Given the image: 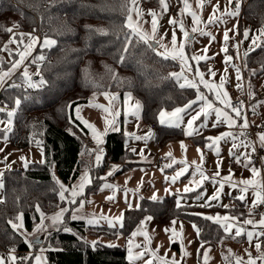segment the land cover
Segmentation results:
<instances>
[{
  "label": "trees",
  "instance_id": "obj_1",
  "mask_svg": "<svg viewBox=\"0 0 264 264\" xmlns=\"http://www.w3.org/2000/svg\"><path fill=\"white\" fill-rule=\"evenodd\" d=\"M143 1L151 7L160 3V0ZM176 1L178 3L172 7L175 10L181 0ZM122 3L123 0H0V50L12 35L11 27L17 31L35 30L40 37H51L57 42L43 50L46 60L40 63L39 71L48 82L45 87L30 92L6 87L0 93V104L13 106L16 98L21 99L9 134L12 145L19 148L39 145L45 156L43 163L3 172L0 253L13 247L18 254L43 249L46 264H128L126 247L99 243L93 249L86 243L84 237L90 227L84 220L71 219V214L82 200L87 202L88 196L100 189L107 162H123L122 172L136 164L130 160L131 152L125 146L121 131L107 134L106 151L97 164L94 142L88 129L75 118V109L87 103L94 94L130 93L141 104L142 120L156 125L161 110H174L197 100L199 90L180 88L169 78L171 73L179 71L180 62L163 59L142 42L134 48L129 47L125 60L120 62L124 33L128 31L125 26L127 12ZM240 22L264 28V0H246ZM98 29L107 34H100ZM186 50L194 66L191 50ZM243 68L247 78L256 80L262 76L264 47L249 52ZM257 69L259 72L253 74ZM25 96L31 98L24 99ZM183 137L184 133L178 128L157 127L155 142L162 147ZM193 139L196 144H203L202 138ZM85 172L90 173L91 183L74 203L69 204V193ZM60 185L66 189L64 200L59 197ZM139 206L124 212L122 228L96 230H106L110 237L122 234L129 238L149 216L159 227L172 221L192 227L195 224L200 229L197 234L199 255L205 247L213 246L220 250L227 264L233 263L234 255L240 253L230 249V243L242 244L245 235L227 234L221 224L206 220L204 216L223 212L245 221L252 213L251 208L238 202H230L227 208L194 204L177 208L175 196L161 202L142 199ZM61 209H68L61 218L62 223L49 230L39 239L40 243L31 248L26 237L10 223L18 222L16 217L22 216L23 229L32 233L42 221L41 214L50 217ZM64 227L71 231H64Z\"/></svg>",
  "mask_w": 264,
  "mask_h": 264
},
{
  "label": "crops",
  "instance_id": "obj_2",
  "mask_svg": "<svg viewBox=\"0 0 264 264\" xmlns=\"http://www.w3.org/2000/svg\"><path fill=\"white\" fill-rule=\"evenodd\" d=\"M246 0H243V4L241 7V14L243 11V6ZM241 14L239 17V21H241ZM246 22L239 24L240 26V34L242 37V26ZM144 24L146 26L143 27L144 32L152 33V28L145 22H140V25ZM256 27V26H255ZM262 28V27H259ZM17 33V32H16ZM28 33L32 34L37 38L38 41L42 42V38L39 34H36L34 31H28ZM233 33V29L231 30L230 34ZM18 34V33H17ZM16 34V38L21 40V36ZM155 35V34H154ZM157 41L159 42L158 46L159 49L162 48L163 50H167L169 56L172 54L173 45L170 41H168L163 36L157 37ZM30 41H28L29 43ZM27 43V44H28ZM184 44L185 47L183 49L185 53V63L192 66L187 55L186 48H190L189 44L178 42L175 46L177 51H180L179 45ZM231 45L230 51L235 54L234 49ZM240 46V58H241V66L244 72V60H245V52L249 49H255L258 47L253 48L252 44H246L244 48L242 43ZM38 43L33 46L31 49V53L35 54V50H38ZM251 50V51H253ZM192 51V50H191ZM251 51H248L251 52ZM192 55V53H191ZM193 56V55H192ZM195 64L199 62L201 69H207L206 62L196 61L194 60ZM202 63H204L202 65ZM195 66V65H194ZM192 66V67H194ZM21 67V66H20ZM19 67V68H20ZM259 72V69L255 71V74ZM200 72L198 75H200ZM245 75V74H244ZM264 75V74H263ZM262 75V76H263ZM260 76L257 79V82L252 81V79L247 78L246 76L244 79V85L246 87L247 84L250 83V91L253 89L254 91V84H261L262 78ZM264 85V83L262 84ZM260 85H257L258 89ZM244 87V88H245ZM248 87V86H247ZM31 89L30 91H32ZM29 91V90H27ZM247 91V90H246ZM257 91V90H256ZM256 91L252 92L255 95ZM202 92V91H201ZM199 91V94H201ZM245 93V89H244ZM94 95H98V99L94 98ZM90 97L89 101L82 105H88L90 103L91 98H94L95 105H99L101 107L96 106H89L90 108L93 107L94 110H104L109 108H114V117L118 119L116 123V128L118 130L108 129L106 133H103L104 139L102 143L103 155L106 151L105 146V139L108 133L112 131H121L124 134V143L126 148L131 152V159L133 163L136 165L130 167L126 171L122 172L124 167L123 162H107L106 164V174L103 176V183L100 189L96 192L88 196L87 202H85L86 209L83 211L84 220L88 227L91 230L96 228H106L108 230L113 229L108 223L107 220H114L115 218L119 217L123 214L124 220V212L126 210H130L128 207L131 204L133 207L131 209H137L136 206L140 204L142 199H151L153 195H156L159 199L155 202H161L167 197L175 196L176 201L180 200L182 205L183 204H194L200 205L202 203H207L210 206H205L207 208L213 206H229L230 202L243 203L248 208H251V214L246 217L245 220L255 218V226L253 224H244V221H239L234 215H230L229 213L217 212V213H210L209 215L215 216L216 214H220L221 216H229L234 217L231 220L233 227L227 234L237 236L236 235V228L237 225L241 227V235H245L246 243V250H251L252 247L247 245V232L248 226L249 230L253 231L257 229V234L259 235V244H260V251L259 253H249L243 254L241 248L239 246H234L231 242L230 249L233 247H238L240 251V255L236 258H240L247 262L249 257L256 260V264H264V260L259 259L261 252H264L263 241L264 237L258 233V230L264 229V226L259 224V221L264 218L261 214L263 213H256L255 207L258 205L264 204H256L253 192L251 188L246 193V200L245 201L239 199L240 191L239 187H233L227 182L226 178L231 179L232 183L235 184L236 181H241L245 179L253 180L254 182H260L264 180V160H262V164L257 165L252 160V154L257 151L258 149L263 150L264 148L259 147L258 144V134H264V97L253 98V104L251 107V116L250 118L245 115H242L244 119L237 118L234 112L229 111V114L233 117L235 121V126L229 127L227 122L218 124V126L213 127L212 121H214V114L209 117V125L208 127L204 128L200 135L195 137L202 138L203 144H196L193 139L194 137H189L185 135L184 129L187 127L186 122L182 124L181 127H168L163 126L159 123V118L156 124V128L158 127H168V128H178L184 133V137L180 140L170 141L167 144L163 145L162 147H158L155 142V137L157 134V129H153L152 125L145 123L142 120V107L140 111L136 115H132L131 113L134 111L135 104L137 99L130 95L129 100L125 103V95H119L117 93H103V94H94ZM240 95H235L232 97H227V100L231 98H236ZM115 97V99H112ZM260 100V101H259ZM208 103H212L206 98ZM258 101V105L255 106L254 103ZM198 105L195 107L200 106V101H198ZM116 106H110V105ZM140 104V103H139ZM213 104V103H212ZM261 104V105H260ZM80 105V106H82ZM260 105V106H259ZM78 106V107H80ZM141 106V105H140ZM76 107V109L78 108ZM213 107L224 108V105L219 103H214ZM75 109V111H76ZM173 110H168L167 112H171ZM77 113V112H76ZM101 113V112H99ZM102 114L95 117L94 120H101L102 123H106L105 120L101 117ZM188 117H185V121ZM113 119V118H112ZM247 120V128L242 130V126L244 125V120ZM79 120V119H77ZM79 122L88 129V133L91 136L89 126L85 125L81 120ZM250 124L258 128V133L252 138H246L244 132L249 128ZM90 125V124H89ZM109 128H111L109 126ZM214 129V130H213ZM233 132L236 135L235 143L236 145H241L242 142H253L256 144L255 151L253 152L252 148H244V147H233V140L232 138H228L227 140H221L215 144L213 147H209L212 144V141L206 140L207 137H213L226 133V132ZM140 137V139H137ZM183 144V147H182ZM135 149L136 151H133ZM97 148L94 147V152L96 154ZM218 150V152H217ZM232 153H236L237 155L234 156ZM246 153L251 154V161L252 164L249 167H244V164L247 162ZM102 155V156H103ZM237 156L239 157V162H237ZM157 158H162L164 161L163 168H160L155 164ZM264 158V154L263 157ZM141 160V161H137ZM199 165L200 169L204 173V179L201 181V177L199 172L196 170V166ZM219 166V167H218ZM255 167L258 170V175H254L251 172V167ZM165 167V169H164ZM181 169H186V171L179 176L174 182L172 181V177L176 175L177 172H180ZM219 171V175H216L213 179L214 174ZM111 173V174H109ZM84 175L88 176V181L85 183V187L91 183V176L89 172H85ZM83 175V176H84ZM81 181V178L78 180ZM106 184L112 185L111 188L105 187ZM220 184H224V187L221 189L219 186ZM185 187L190 189L189 192H185ZM69 193V197H71L72 190ZM85 189V188H84ZM83 189V191H84ZM196 193H200L202 197H206L207 200L204 199L197 201L196 200ZM81 194H77V197L81 196ZM217 196L218 199L213 200V196ZM183 199L190 201L186 203ZM82 200L81 202H83ZM81 205V203H80ZM79 205V206H80ZM78 206V207H79ZM106 218V219H105ZM88 219H92L96 221L94 225L88 224ZM214 221V220H213ZM121 227L117 226L115 229H119ZM138 229L140 232L136 236L132 237H123L119 235L116 237L115 241L103 239V236L98 237L96 234L87 236V242L91 244L92 241H99L100 244L109 245L113 244L119 247H126L129 248V242L131 241V247L133 251H145L147 250L148 255L145 257V260L152 261V264H159V260L161 259H172L175 258L177 264H227L224 262L221 252L218 248L213 246H207L203 250L202 254L199 255V247L197 242V233L195 229L189 225L184 223H171L164 225L163 227H159L158 225L154 224L151 220H145ZM137 231V230H136ZM143 233H147V238ZM109 242V243H108ZM236 245V243H234ZM243 244V243H242ZM136 245H146L145 248L137 249ZM238 245V244H237ZM155 253V255H153ZM13 253L11 251H4L0 253V258H3L5 264H11L8 261V257L11 256ZM207 254L208 259L207 262L204 260V256ZM17 257H34L35 255H40L42 257V264H46V257L43 251L35 252H25L18 254L15 252ZM15 264H20L19 261H16ZM25 264H28L26 261ZM30 264H36L35 259L33 258ZM137 264H144V261H138ZM231 264H236V259Z\"/></svg>",
  "mask_w": 264,
  "mask_h": 264
},
{
  "label": "rangeland",
  "instance_id": "obj_3",
  "mask_svg": "<svg viewBox=\"0 0 264 264\" xmlns=\"http://www.w3.org/2000/svg\"><path fill=\"white\" fill-rule=\"evenodd\" d=\"M238 2L240 4V13L236 17H232L226 14V12L234 11V7L231 3H229V0H211V2H209V0H203V5H204L203 7L200 6V0H188L187 9L185 8L183 0H181L177 10L172 8L178 3L176 0H163V3H161L160 0V3L157 6H153V7L149 6L143 0H137V7L139 8L140 11V22H145L152 28V22L153 20H155L157 25L155 35L157 37L163 36L164 38H166L168 41L171 42L172 36L173 34H175L177 38V43L181 42V43L189 44L192 50L191 51L192 55L202 56V59H200L199 61L206 62L204 66L206 65L207 69H201L199 67L201 66L199 62H197V64H195L194 67L185 63L188 66L186 69L188 79L181 80L180 83H188L189 81H192L196 85L193 88H197L200 92L202 91L201 94H203L205 98H207L209 101H211L214 104V103H219V101L216 99L215 92L209 91L207 88H205L203 83L199 82L200 76H203V79L205 81L217 85L219 84L221 77H225L226 78L225 85L223 88L219 89V91L227 94L225 97L226 99L227 97H232L241 94V96H238L236 98H231L230 100L228 98V102L231 105V102L233 100H242L244 108L243 111L241 112V115H245L246 117L248 116L250 118L253 98H255V95L256 98L258 99L259 97H264V85H262L264 83V75L260 79V81L262 80L261 84L253 85L254 91L256 90L257 91L255 95H252L254 94L252 93L254 91L253 89L250 91L251 84L250 83L247 84L246 81V87L244 85L245 75L241 66V58H240L241 51L239 45L242 43L243 47L245 48L246 44H252L253 37L257 39L258 43L264 44V28H259L249 23H244L241 30L242 31V37H241L239 17L241 14V7L243 4V0H238ZM191 11H195L197 13L198 18H200V22L195 26H197L199 29H203L205 31L204 35H201L199 31H197L196 33H191V28L194 26L192 17L191 15L188 14ZM153 13H155V15H153ZM209 16H212L213 19H216L217 23L207 24ZM171 21H176L175 25ZM181 23H183L185 30L189 32V35L192 36L193 39L191 40L185 39L183 32L180 28ZM206 24L207 27H205ZM144 26L146 25L141 24L140 29L143 30ZM232 29H233V33L230 34ZM11 30L10 31L12 32V35L4 43L2 49L0 50V62H2L0 63V68H2L4 71H8L11 68L13 62L19 60V53L23 51L25 45H27L29 41L28 38L29 35L35 37L34 35L28 33V31H17L14 27H11ZM226 30L228 31V37H229L227 42H225L224 39V34ZM245 30H248L250 33L248 39H245L244 37ZM30 31H34L36 34L39 33L35 30H30ZM16 34L23 37V40L21 41L18 38H16ZM45 38L53 39L51 37L45 36L42 38V41ZM156 42H157V38L153 40V43ZM231 45H233L232 48L234 49L235 54H233V52L230 51ZM39 46L40 43H38V47ZM43 50L44 48L40 46L38 50H35V54L32 52L31 56H29L28 59L24 62V64L21 65V67L13 74L11 79L7 81L5 87L3 89H0V93L13 82L17 84L21 83L19 77L23 72L24 67H28L32 73H36L39 70L40 64H35L32 62V60L33 57L43 53ZM160 51H164V50L160 48ZM227 56L233 57L232 61L226 63L225 61ZM232 64L240 66L241 71H240L239 79H237V73L235 68L232 67ZM209 70H212L214 72V75H209ZM180 72H181V65L179 71L176 73H180ZM200 72L202 73L198 75L197 73ZM39 78L40 77L38 76L35 75L33 76L34 80H38ZM253 80L254 79H252V81ZM254 82H257V79ZM238 84L239 87H237ZM257 85H260L259 87L261 88L258 89ZM19 89L25 91L31 90V88H27L26 85L19 87ZM244 89H245V93H244ZM93 97L98 99V95H94ZM93 97L91 98L90 103L88 105H82L78 107L79 116H77L76 113L77 109H76L75 118L81 120L87 126H89V124L92 126L89 128H90L92 140L94 142V147L101 148L102 144H98L97 140L98 138H100L103 141L104 135H102L101 137L100 134L106 133L108 129L111 128H109V125L107 123H102L101 120L99 119L94 120V119L95 117L99 116V114H102L101 117L105 120V122L111 121L112 118L114 117V108L113 107L109 108L107 112H105L104 110L101 111L94 110L93 107L90 108L89 106H96ZM257 102L258 101L254 103L255 106L258 105ZM110 106H116V105L112 104ZM0 109H2V111H0V131L2 132V136L0 137V173L3 174L4 171L10 169H27L33 163H43L45 161V156H44L43 148L41 146L34 145L27 148H19V147H15L11 143L9 134L13 129L14 117L12 118L11 129L8 130L9 126L7 122L8 121L7 112L13 110L16 111L15 104L13 106H10L6 103H3L0 104ZM228 110L231 111L230 108ZM115 120L117 123L118 119L115 118ZM106 128L107 131H105ZM251 131H254L253 134L255 136L258 133V128L250 124L249 128L244 132L246 138L254 137ZM137 161H141V160H137ZM79 183L80 181H77L75 183L74 189L77 190L78 194H81L83 190L81 192V190L78 188ZM3 200L4 197H3V187H2L0 188V202H3ZM183 200L186 203L190 202L187 201L186 199ZM182 203L183 202H181L180 205H182ZM257 207H255L256 208L255 212L260 213L257 210ZM85 209H86L85 201H83L82 207L80 205L79 207H75L73 209V211H76L78 216L81 217L76 220H84V216L82 215L83 214L82 210ZM60 211L61 210L56 212V214L60 213ZM56 214L47 217L49 219H43L40 223L36 225L32 233H27L23 229V227L19 230V232L22 233L27 240L41 239V237L47 235L49 230L54 228L51 227L52 220L50 218L55 216ZM252 220L256 221L255 218H253ZM41 223H43V225L45 226L44 230L36 231L37 227H39ZM249 227L250 226L247 227L248 231H251L249 230ZM89 231L90 232L86 234L84 237L86 241H87V236L95 235V233L102 234V235H98V237L103 236V239H108L112 241H115L116 237L122 235L119 234L115 237H110L107 234L106 230H102V231L96 229L91 230V228H89ZM253 231L257 233L256 232L257 229L256 230L254 229ZM39 234H43V235L40 236ZM122 236L125 238L124 235ZM259 240L260 239L258 234L253 236L251 242L249 241L247 236V245L252 247L251 250H246V243H244L245 240L243 241V244H240L239 242H237L236 245L234 243L232 244L235 246H239L243 254L259 253L260 250L258 251L256 248V245L259 243ZM233 249L235 251H238V247H233ZM4 251H7V249H5ZM239 255L240 253H237L234 255V257L236 258Z\"/></svg>",
  "mask_w": 264,
  "mask_h": 264
},
{
  "label": "snow or ice",
  "instance_id": "obj_4",
  "mask_svg": "<svg viewBox=\"0 0 264 264\" xmlns=\"http://www.w3.org/2000/svg\"><path fill=\"white\" fill-rule=\"evenodd\" d=\"M209 2H211V0H209ZM161 3H163V0H161ZM183 3L185 5V8L187 9L188 7V0H183ZM229 3H231L234 7V11L232 12H226L227 15L232 16V17H236L239 15L240 13V4L238 2V0H229ZM200 6L203 7V0H200ZM122 7L126 10L127 12V16H126V21H125V26L128 29V31H126L124 33V40L122 41V45H123V49H122V55L120 57V62L123 63V61L125 60V56L128 53V49L129 47H135L136 44L139 43H143L145 44L149 49H151L153 52H155L158 56H161L163 59L168 60L171 59L173 61H179L181 64V72L180 73H171L170 77L171 79H174L178 84L180 88H185V87H195V83H193L192 81H189L188 83H180L181 80H187V65L185 64V53L183 51L185 45L184 44H180L178 47L180 49V51H177V48L175 47L177 45V38L176 35L173 34L172 36V45L174 46L172 49V54L169 56V54L167 53V50L165 49L164 51H160L159 49V42L157 41L156 43H153V40L155 39V31H156V22L155 20H153L152 22V34H149L147 32H144L140 29V11L139 8L137 7V0H123L122 3ZM189 15H191L192 20H193V27L191 28V33H196L197 31L200 32L201 35L205 34V31L203 29H199L197 25L200 22V18H198L197 13L195 11H191L188 13ZM153 15H155V13H153ZM135 16V19H134ZM174 25L176 23V21H171ZM217 23L216 19H213L212 16H209L207 24H215ZM207 24L205 25V27H207ZM180 28L183 32V35L185 37L186 40H191L193 39L192 36L189 35V32L187 30H185L183 23L180 24ZM89 31H92L91 29H89ZM98 32H100V34L104 35L107 34L104 32V30L102 29H98L96 30ZM249 31L245 30L244 32V37L245 39L249 38ZM29 43L27 45H25V48L23 51H21L19 53V60L18 61H14L11 68L8 71H4L2 68H0V89H3L5 87V84L7 83V81L9 79H11V77L13 76V74L19 69V67L21 65L24 64V62L28 59L29 56H31V49L33 48V46L37 43H40V46L44 49H49L53 46L56 45V40L54 39H50V38H45L42 42L38 41L37 38L32 37L29 35ZM228 31H225L224 34V39L225 42H227L228 40ZM23 40V37H21V41ZM252 45L253 48L255 47H264V44L258 43L257 39L255 37L252 38ZM253 49H249L248 51H251ZM226 51V49H225ZM248 51L245 52V56L248 55ZM190 59L192 60H196L199 61L200 59H202V56H192L190 57ZM233 57L231 56H227L226 57V63L232 61ZM46 60V56L41 53L38 56L33 57L32 62L35 64H40L41 62ZM2 63V62H0ZM246 63V61H245ZM232 67L235 68L236 73H237V79L240 78V66L232 64ZM199 74V73H197ZM253 74H255L253 72ZM38 76L40 77L38 80H34L33 76ZM209 75H214V72L212 70H209ZM19 79L21 80L20 84H17L15 82L11 83L10 85H8V87L11 88H19L22 86H27V88H31V89H40L46 86V84L48 83L45 78L41 75L40 71L38 70L36 73H32L28 67H24L23 72L21 73ZM225 81L226 78L225 77H221L219 84H214V83H209L207 81H205L203 79V76H200V83H203L205 88H207L209 91L215 92V96L216 99L224 105V108H219V107H213L212 103H208L206 101V98L203 94H198L197 96V100L200 101V106L199 107H195V105L197 104V100L191 101L189 102V104L183 106V107H175L173 111L171 112H167L164 110H161L159 112V123L163 126H168V127H181L182 124H185L187 127L184 129L185 131V135L189 136V137H195L197 135H200L202 130L206 127H208L209 125V117L212 116L214 114V121H212V126L216 127L218 126V124H222L227 122V124L229 125V127H233L235 126V121L233 119V117L229 114V111L227 109H231V112L235 113V116L237 118H241L244 119V117H242L241 115V111L240 108L238 106L235 105H230L228 100L225 98L226 97V93L219 91V89L223 88L225 85ZM237 87H239V84L237 85ZM130 93L127 94L125 96V103H127V101L130 98ZM31 97L25 96L24 99H30ZM112 99H115V97H113ZM15 104V108L18 109L20 104H21V99L17 98L14 101ZM96 107H101L99 105H97ZM140 104L137 101L134 107V111L131 113L132 115H136L139 113L140 111ZM0 111H2V109H0ZM105 112L108 111V109H104ZM16 115V111H8L7 112V117H8V126L9 129H11V125H12V118ZM77 116H79V109L77 108ZM185 117H188L187 120L185 121ZM87 123V122H86ZM106 123L111 127L112 130H118L116 128V120L115 117H113V119L111 121H106ZM247 120H244V125L242 126V130L247 128ZM89 127H92L91 125H89ZM107 131V128L106 130ZM103 134H100V136L102 137ZM232 138L233 140V147H244V148H252L253 152L255 151V147L256 144L253 142H242L241 145H236L235 143V139H236V135L235 133L229 131L223 134H220L218 136H216L215 138L213 137H207L206 140H210L212 141V144L209 145V147H213L215 146L216 143H218L221 140H227L228 138ZM137 139H140V137H137ZM98 144H102L103 141L102 139L98 138L97 140ZM258 144L259 147L264 148V134H258ZM183 147V144H182ZM133 151H136L135 149H133ZM218 152V150H217ZM103 155V149L102 148H97L96 150V154H95V160L97 162V164H99V162L101 161ZM232 155L236 156V153H232ZM246 158H247V162L244 164V167H249V165L252 164L251 161V154L246 153ZM262 160H264V158H262ZM237 162H239V157L237 156ZM219 167V166H218ZM196 170L199 172L200 177H201V181L205 178L204 177V173L203 171L200 169V166L197 165L196 166ZM186 171V169H181L180 172H177L176 175H174L172 177V181L174 182L179 176H181L184 172ZM251 172L254 175H258V170L253 166L251 167ZM111 174V173H109ZM216 175H219V171L217 170V172L214 174L213 179ZM2 176L3 174L0 173V188L3 187V180H2ZM227 182L232 185L233 187H239V191H240V196L238 197L239 199L245 201V203H247L246 200V193L249 191V189L251 188L252 192H253V196L255 199L256 204L253 205V207H255L257 204H264V180H261L260 182H254L253 180L250 179H245V180H241V181H236L235 184L232 183L230 177L226 178ZM88 181V176L84 175L81 177V181L78 185V188L81 190H83L85 183ZM57 183H59L57 181ZM105 187L107 188H111L112 185L110 184H106ZM221 189L224 187V184H220L219 186ZM66 189H64L63 185H60V191H59V197L61 200L65 199V193ZM185 192H189L190 189L188 187H185L184 189ZM77 190L73 189L72 193H71V198L68 199V203L72 204L75 202V197L77 196ZM152 200L154 201H158V197L156 195H153L151 197ZM204 199L205 201L207 200L206 197H202L200 193H196V200L200 201ZM213 200L218 199L217 196H213L212 197ZM83 202H81V207H82ZM176 206L177 208L180 207V200L176 201ZM199 206L201 207H205V206H210L207 203H202ZM128 207L131 209L133 206L131 204L128 205ZM140 206L137 205L136 208H139ZM224 207L227 208V206L225 205ZM37 210H39L37 208ZM68 209H61L60 213L56 214L55 216L51 217L50 219L52 220V225L51 227H56L57 225H59L60 223H62L61 218L63 217L64 213L67 212ZM196 215H203V214H196ZM262 217H264V214H261ZM42 220L43 219H49L47 217H44L43 214H41ZM78 218H81L80 216H78L76 211H73L72 215H71V219L76 220ZM106 219V218H105ZM147 220H152L153 217L149 216L146 218ZM204 219L206 220H214L216 223L221 224L223 227L224 232H229L231 230V228L233 227V224L231 223V220L234 219V217H229L227 215L225 216H221L220 214H216L215 216L212 215H206L204 216ZM16 221L18 222H12L10 221V223L12 224V227L16 230L19 231L22 227H23V223H22V216H18L16 217ZM96 223V221L92 220V219H88V224L89 225H94ZM107 223L113 228L115 229L117 226L119 227H123V214H121L119 217L115 218L114 220H107ZM172 223H175V221H172ZM244 224H253L255 226V221L248 219L244 221ZM259 224L261 226H264V218H262L259 221ZM44 225L43 223H41V225L39 227H37L36 231H43L44 230ZM241 227L240 225H237L236 228V235L239 236L241 235ZM193 228L196 229L197 234L199 235L200 229L198 228L197 225L193 224ZM64 231H71L70 229H68L67 227H64L63 229ZM140 232V229H137V231L131 233V235L134 237L136 236L138 233ZM264 234V233H261ZM143 235H145V237L147 238V233H143ZM254 235H257V233H255L254 231H248L247 232V236L249 241L251 242L252 238ZM81 239H83V237H81ZM26 242L28 243L29 247H33L35 244L40 243L39 239L35 240V241H28L26 240ZM87 243V241H85ZM202 243H204L202 241ZM99 244V241H92L91 242V246L93 247V249H95L97 247V245ZM129 248H128V264H137L138 261H144V264H152V261L150 260H145V257L148 255L147 250L145 251H133V248L131 247V241L129 242ZM109 247H115L116 245L113 244H109ZM146 245H136L137 249L140 248H145L146 249ZM257 250H260V244L258 243L256 245ZM13 254L11 256H9L7 259L9 262H11V264H15L16 261H19L20 264H25V262L27 261L28 264H30L31 260L34 258L36 261V264H42V257L40 255H35L34 257H17L15 255V248L13 247L10 250ZM41 251H43V249H41ZM153 255H155V253H153ZM208 256L207 254H205L204 256V260L205 262H207ZM259 259L264 260V252H261ZM0 264H5L3 258H0ZM159 264H177V261L175 258L172 259H161L159 260ZM236 264H256V260L249 257V260L247 262H245L244 260L240 259V258H236Z\"/></svg>",
  "mask_w": 264,
  "mask_h": 264
},
{
  "label": "built area",
  "instance_id": "obj_5",
  "mask_svg": "<svg viewBox=\"0 0 264 264\" xmlns=\"http://www.w3.org/2000/svg\"><path fill=\"white\" fill-rule=\"evenodd\" d=\"M29 92H30V90H29ZM231 105L238 106V107L240 108V111H241V112L243 111L244 106H243V101H242V100H233V101L231 102ZM152 128L155 129V130L157 129L155 124L152 125ZM251 133L253 134L254 131H251ZM246 134H247V133H246ZM253 136H254V134H253ZM263 154H264V151L258 149L257 151H255V152L252 154V160H253L257 165L262 164V157H263ZM155 164H156L157 166H159L160 168H163V160H162V158H157V160L155 161ZM257 210H258L260 213H263V212H264V205H259V206L257 207ZM258 232H259L260 234H261V233H264V229H260V230H258ZM262 235L264 236V234H262Z\"/></svg>",
  "mask_w": 264,
  "mask_h": 264
},
{
  "label": "bare ground",
  "instance_id": "obj_6",
  "mask_svg": "<svg viewBox=\"0 0 264 264\" xmlns=\"http://www.w3.org/2000/svg\"><path fill=\"white\" fill-rule=\"evenodd\" d=\"M163 163H164V161H163ZM164 165V164H163ZM164 169H165V167H164ZM257 207V206H256ZM256 209V208H255Z\"/></svg>",
  "mask_w": 264,
  "mask_h": 264
}]
</instances>
